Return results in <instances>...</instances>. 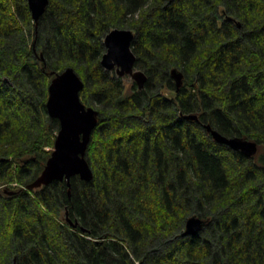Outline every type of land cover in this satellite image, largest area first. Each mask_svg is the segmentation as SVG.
Here are the masks:
<instances>
[{
	"label": "trees",
	"instance_id": "trees-1",
	"mask_svg": "<svg viewBox=\"0 0 264 264\" xmlns=\"http://www.w3.org/2000/svg\"><path fill=\"white\" fill-rule=\"evenodd\" d=\"M49 2L36 22L28 0H0V264H264V0ZM112 28L135 31L143 89L103 68ZM70 66L100 112L94 178L29 189L60 128L48 87ZM193 216L203 228L185 235Z\"/></svg>",
	"mask_w": 264,
	"mask_h": 264
},
{
	"label": "water",
	"instance_id": "water-1",
	"mask_svg": "<svg viewBox=\"0 0 264 264\" xmlns=\"http://www.w3.org/2000/svg\"><path fill=\"white\" fill-rule=\"evenodd\" d=\"M32 17L37 22L45 13L49 0H28ZM135 31L130 28L111 29L104 38L106 51L102 56V66L118 75H131L139 89L145 87L147 74L141 69H135L137 55L132 49ZM176 83L177 91L184 84V72L178 67L170 71ZM85 81L72 66L61 72H56L48 87V114L59 120L60 129L55 138L54 150L48 158L41 174L28 184L29 189L47 186L54 181L67 180L70 184L73 176L91 181L94 178L93 168L86 157L94 129L99 123L100 112L93 106H87L81 99V91ZM188 120H198L195 113L185 114ZM215 141L226 144L230 148L241 151L248 157L258 152V142L241 136L229 137L219 130L206 124ZM70 222L71 220L68 219ZM204 225L203 219L197 216L186 222L185 235L198 234Z\"/></svg>",
	"mask_w": 264,
	"mask_h": 264
},
{
	"label": "rangeland",
	"instance_id": "rangeland-1",
	"mask_svg": "<svg viewBox=\"0 0 264 264\" xmlns=\"http://www.w3.org/2000/svg\"><path fill=\"white\" fill-rule=\"evenodd\" d=\"M113 29V28H112ZM105 38V37H104ZM104 41V40H103ZM104 47H105V51H106V46H105V44H104ZM105 51L103 52V54L105 53ZM103 54H102V56H103ZM102 56H101V59H102ZM104 68V67H103ZM138 68V67H137ZM105 69V68H104ZM107 72L109 71V70H107V69H105ZM144 71V70H143ZM109 73L111 74V75H114V76H117V77H121V79H122V82H123V84L124 85H126V89L127 90H130L131 88H132V86L134 85V83H135V81L133 80V78L131 77V75H129V74H125V75H123V76H120V75H118L117 73H116V71H115V69L114 70H111V72L109 71ZM84 80V79H83ZM85 81V80H84ZM85 87V86H84ZM158 87V86H157ZM157 87H156V89H157ZM154 88V87H153ZM162 92L165 94V95H168V96H172V97H175V93H176V91H174L173 89H168V88H162ZM92 106H94L95 108H98V105H96V104H94V105H92ZM100 117V116H99ZM58 133V132H57ZM90 144V143H89ZM48 148V147H47ZM53 148H54V146L52 147V150H53ZM14 185H16V184H14ZM23 186V185H22ZM2 187H7V188H9V190H7V192H10V191H12V189H16V187H10L9 185H2Z\"/></svg>",
	"mask_w": 264,
	"mask_h": 264
},
{
	"label": "bare ground",
	"instance_id": "bare-ground-1",
	"mask_svg": "<svg viewBox=\"0 0 264 264\" xmlns=\"http://www.w3.org/2000/svg\"><path fill=\"white\" fill-rule=\"evenodd\" d=\"M50 3V2H49ZM43 16V15H42ZM86 84V83H85Z\"/></svg>",
	"mask_w": 264,
	"mask_h": 264
}]
</instances>
